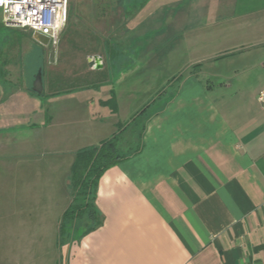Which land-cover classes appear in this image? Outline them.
I'll list each match as a JSON object with an SVG mask.
<instances>
[{
    "label": "crops",
    "instance_id": "crops-1",
    "mask_svg": "<svg viewBox=\"0 0 264 264\" xmlns=\"http://www.w3.org/2000/svg\"><path fill=\"white\" fill-rule=\"evenodd\" d=\"M145 1L81 6L91 26L86 41L107 35L114 56L143 58L148 39L134 17ZM155 6H170L176 25L195 8L189 50L209 47L216 71L168 79L144 106L136 147L123 152L116 141L127 157L98 179L100 225L77 233L76 220L60 231L58 219L44 242L40 227L19 220L18 230L4 232L0 264H264V108L256 100L264 88V0H160L146 6L144 21ZM10 28L0 26V132L22 98L4 78ZM87 58L92 69L106 65L100 53ZM15 204L11 215H28Z\"/></svg>",
    "mask_w": 264,
    "mask_h": 264
},
{
    "label": "rangeland",
    "instance_id": "rangeland-1",
    "mask_svg": "<svg viewBox=\"0 0 264 264\" xmlns=\"http://www.w3.org/2000/svg\"><path fill=\"white\" fill-rule=\"evenodd\" d=\"M134 1L137 0H68L66 22L60 28L55 48L49 43L40 44L26 29H9L14 43L4 51V78L10 80V92L22 98L18 109H11V120L0 132L1 244L6 229L18 230L23 219L41 228L44 242L50 241L54 231L51 224L61 218L71 200L70 167L76 153L113 134L117 135L116 145L121 151H131L137 145L146 109L135 115L129 125L122 123L124 118L148 105L168 79L194 68L203 70L202 74L210 67L215 72L219 66L210 59L209 47L189 50L188 40L194 32L198 34L192 26L200 18L195 8L182 13L186 22L178 21L180 25L168 18L170 6H155L154 17L143 20L148 12L146 6L160 0L145 1L134 17L139 21L135 31L148 39L146 54L140 60L127 59L126 54L114 56L105 44L107 35L86 41L85 33L91 26L83 19L81 6H120ZM2 17L0 10V22ZM97 53L106 58L101 70L88 67L87 55ZM222 59L219 62L226 63ZM40 66L43 92L36 93L31 89L32 81L41 72ZM211 81L214 83V77ZM131 83L136 84L137 90L121 91V86ZM119 104L123 107L120 111ZM15 203L28 215H11L7 209L15 207ZM90 222L83 219L77 223V233Z\"/></svg>",
    "mask_w": 264,
    "mask_h": 264
},
{
    "label": "trees",
    "instance_id": "trees-1",
    "mask_svg": "<svg viewBox=\"0 0 264 264\" xmlns=\"http://www.w3.org/2000/svg\"><path fill=\"white\" fill-rule=\"evenodd\" d=\"M0 26H4L2 22H0ZM40 68L43 78L42 66ZM144 109L145 107L135 115L141 113ZM116 139L117 135L113 134L100 141L96 146L84 147L76 153L70 167L71 200L65 210L62 211L60 224H58L60 231L70 221L75 222L77 220L80 223L83 219L87 222L91 220L85 231L94 229L101 224L94 198L98 179L103 170L127 157L119 154L115 145Z\"/></svg>",
    "mask_w": 264,
    "mask_h": 264
},
{
    "label": "built area",
    "instance_id": "built-area-1",
    "mask_svg": "<svg viewBox=\"0 0 264 264\" xmlns=\"http://www.w3.org/2000/svg\"><path fill=\"white\" fill-rule=\"evenodd\" d=\"M68 0H0L6 27L38 32L48 38L54 48L58 45L60 28L67 18ZM258 102L264 108V88L257 93Z\"/></svg>",
    "mask_w": 264,
    "mask_h": 264
},
{
    "label": "water",
    "instance_id": "water-1",
    "mask_svg": "<svg viewBox=\"0 0 264 264\" xmlns=\"http://www.w3.org/2000/svg\"><path fill=\"white\" fill-rule=\"evenodd\" d=\"M33 38L38 41L42 45H47L48 43V38L38 32L33 33ZM32 89L37 92V93H42L43 92V87H42V79H41V72L40 70L36 73L34 81H32Z\"/></svg>",
    "mask_w": 264,
    "mask_h": 264
}]
</instances>
